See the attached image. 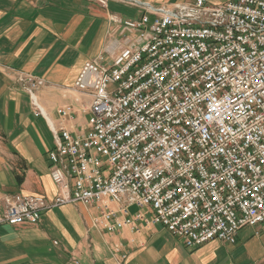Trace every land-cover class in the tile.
<instances>
[{
	"label": "built area",
	"instance_id": "obj_1",
	"mask_svg": "<svg viewBox=\"0 0 264 264\" xmlns=\"http://www.w3.org/2000/svg\"><path fill=\"white\" fill-rule=\"evenodd\" d=\"M111 1L143 14L111 16L113 33L129 35L124 50L111 64H84L76 89L93 98L88 126L76 131L66 125L73 108L59 112L65 125L48 153L58 194L8 195L0 223L38 224L82 205L98 210L92 227L109 234L162 227L189 250L221 241L214 5L97 0L106 9ZM222 18L232 245L264 224V1H226ZM17 79L45 116L36 94L48 82Z\"/></svg>",
	"mask_w": 264,
	"mask_h": 264
},
{
	"label": "crops",
	"instance_id": "obj_2",
	"mask_svg": "<svg viewBox=\"0 0 264 264\" xmlns=\"http://www.w3.org/2000/svg\"><path fill=\"white\" fill-rule=\"evenodd\" d=\"M141 1L155 6L195 2ZM226 1L205 0L208 5ZM108 7L97 0H0V219L8 195L57 196L48 153L55 147L53 129L65 125L59 112L73 108L66 125L76 131L88 126L93 98L76 89L84 64L99 57L111 64L124 50L129 35L113 33L111 16L134 20L143 14L117 1ZM28 75L48 82L36 94L43 117L36 116L17 79ZM97 213L67 205L48 211L38 224L0 223V264H264V224L243 229L235 244L216 240L189 250L162 227L140 234L96 230Z\"/></svg>",
	"mask_w": 264,
	"mask_h": 264
},
{
	"label": "bare ground",
	"instance_id": "obj_3",
	"mask_svg": "<svg viewBox=\"0 0 264 264\" xmlns=\"http://www.w3.org/2000/svg\"><path fill=\"white\" fill-rule=\"evenodd\" d=\"M214 32H215V60H216V88H217V117H218V145H219V173H220V202H221V241L230 244V216H229V188H228V159H227V131H226V103H225V74H224V46H223V18L222 5H214ZM231 245V244H230Z\"/></svg>",
	"mask_w": 264,
	"mask_h": 264
},
{
	"label": "rangeland",
	"instance_id": "obj_4",
	"mask_svg": "<svg viewBox=\"0 0 264 264\" xmlns=\"http://www.w3.org/2000/svg\"><path fill=\"white\" fill-rule=\"evenodd\" d=\"M249 231H251V229L248 228L246 231L243 232V234H245L246 232H249Z\"/></svg>",
	"mask_w": 264,
	"mask_h": 264
}]
</instances>
